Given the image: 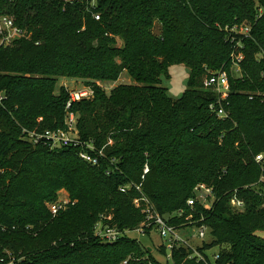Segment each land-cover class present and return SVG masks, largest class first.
Wrapping results in <instances>:
<instances>
[{
  "label": "trees",
  "instance_id": "obj_1",
  "mask_svg": "<svg viewBox=\"0 0 264 264\" xmlns=\"http://www.w3.org/2000/svg\"><path fill=\"white\" fill-rule=\"evenodd\" d=\"M2 16L29 38L0 47V257L161 264L135 239L109 244L94 234L100 221L137 229L144 215L133 201L142 194L169 224L206 227L211 242L196 250L217 248L216 264H264V165L255 161L264 155V0H0ZM179 64L189 75L174 100L161 77ZM219 70L229 77L225 100L204 87ZM123 72L132 84L100 88ZM59 78L92 86V98L70 112L79 140L103 153L96 166L74 147L29 141L28 132L65 129L68 93L56 92ZM127 185L140 192H121ZM200 187L211 191L206 200ZM63 189L69 203L53 216L47 204ZM191 254L180 246L166 264H203Z\"/></svg>",
  "mask_w": 264,
  "mask_h": 264
},
{
  "label": "built area",
  "instance_id": "obj_2",
  "mask_svg": "<svg viewBox=\"0 0 264 264\" xmlns=\"http://www.w3.org/2000/svg\"><path fill=\"white\" fill-rule=\"evenodd\" d=\"M98 19V17H96ZM243 32L247 33L248 28H244ZM28 39L29 36L25 32V30L19 28L13 18L9 16L0 17V47H8L13 45L15 42L21 39ZM241 58H237L236 62H239ZM237 72L239 70L237 69ZM204 87L211 89L214 91L221 100H225L227 98L229 92V77L227 71L219 70L214 73H209V75L204 80ZM93 96V91L91 88H82L68 93V101L65 107L66 117H65V129L62 130H45L42 132H28L29 141H31L34 145L44 144L47 145L50 149H60L66 147H74L77 150L78 157L92 166H96L99 163V157L103 156L102 151L96 150L94 145L91 142H82L79 140L77 136L76 116L70 112V108L73 104L89 100ZM6 97L3 93H0V103L5 100ZM211 111H215L216 115L220 119H224L227 117L226 112L219 108L218 110L214 109V106H210ZM25 133V132H24ZM255 161L264 165V155L259 154L255 157ZM148 172V168L145 167L143 170V176ZM130 188H135L140 192V186H131L127 185L120 188V191L125 193ZM200 197L201 199H207L211 196V191L206 189L205 187H200ZM69 203V201H68ZM53 204L48 206L50 213L54 216L62 209H65V206L68 204ZM133 204L136 208L141 210V213L144 215V222L135 230V232L139 234H147L148 230H155L159 237L162 240V246L165 247L167 255L166 258L168 261L171 260V253L173 250L182 246L184 248H190L192 250V254L188 257L189 259H194L196 262H201L203 264H216L218 260V254L215 253L210 259L207 255H203L196 250L188 239L184 237L182 233L183 228L175 227L169 224L168 217H163L158 214L155 210L154 206L150 203V201L143 196L140 195L139 198L133 201ZM195 204L194 199H190L187 201V205L189 207H193ZM232 207L236 209L242 208L241 202L237 200L231 201ZM205 208H209L207 205H204ZM178 216L181 215V212L177 213ZM111 217H102V220L109 221ZM190 228V227H187ZM196 239H204L208 230L204 226L196 227ZM149 231V232H150ZM130 231H125L124 233L120 230L116 229L113 226L108 224H103V221L98 222L94 227V234L104 243H114L122 236H127L126 234ZM5 258L0 257V264H13L14 258L13 256L5 251ZM126 263V262H124Z\"/></svg>",
  "mask_w": 264,
  "mask_h": 264
},
{
  "label": "rangeland",
  "instance_id": "obj_3",
  "mask_svg": "<svg viewBox=\"0 0 264 264\" xmlns=\"http://www.w3.org/2000/svg\"><path fill=\"white\" fill-rule=\"evenodd\" d=\"M241 29V28H239ZM153 34L159 35L160 34V25L157 21L154 22V28L152 30ZM231 71L233 74L237 75V70L235 69L234 65L231 63ZM168 77H161V85L167 90V94L170 98L177 100L179 99L186 87L189 71L188 69L183 65H172L168 69ZM126 84H132L131 79L129 78L128 74L126 72H123L118 81L114 83L110 82H103L100 83L99 86L104 90L107 94L116 86L118 85H126ZM56 92L60 87H64L67 93H70L72 91L82 89V88H91V85H86L81 80H75V79H67V78H59L56 82ZM200 190V188L198 189ZM69 194L66 190H60L56 194V199L54 202L48 203L47 206L53 205V204H65V202L68 203L69 201ZM201 204L208 205L206 202L201 201ZM62 209L61 211H63ZM55 216V215H54ZM196 227H190V228H184L182 230V233L184 234V237L189 240L191 243V246L194 248L202 247L203 244H208L211 242V238L208 235V232L204 239H196ZM129 238L135 239L139 241L142 246L151 248V254L152 256L158 260L161 264H166L168 261L165 256L161 255L160 251L158 250L162 244V240L159 237L158 233L153 229L148 234H139L135 231H130L126 234ZM258 235L261 238H264V232H259ZM218 249L213 248L209 251H206V255L211 259L212 256L217 253Z\"/></svg>",
  "mask_w": 264,
  "mask_h": 264
}]
</instances>
